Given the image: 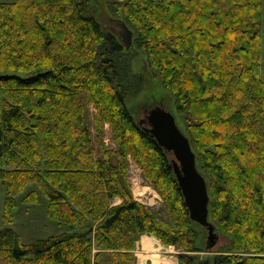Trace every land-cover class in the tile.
Wrapping results in <instances>:
<instances>
[{"label":"trees","instance_id":"1","mask_svg":"<svg viewBox=\"0 0 264 264\" xmlns=\"http://www.w3.org/2000/svg\"><path fill=\"white\" fill-rule=\"evenodd\" d=\"M89 1H0V262L137 264V242L150 233L182 250L178 264H196L186 252L198 250L202 226L190 216L173 155L128 105L143 77ZM113 4L172 96L205 172L210 219L227 239L211 264H264L263 0ZM86 103L97 111L96 134ZM107 123L115 149L102 139ZM130 158L165 199L172 226L134 196ZM31 183L48 197L51 217L80 230L23 243L10 224ZM39 200L36 189L22 198Z\"/></svg>","mask_w":264,"mask_h":264},{"label":"rangeland","instance_id":"2","mask_svg":"<svg viewBox=\"0 0 264 264\" xmlns=\"http://www.w3.org/2000/svg\"><path fill=\"white\" fill-rule=\"evenodd\" d=\"M0 1H13V0H0ZM115 0H90L89 1V12L94 14L97 19H99L102 26L116 35L121 39V35L118 32V26L115 25V21L120 20L125 22L124 12H122V8L120 6L113 4ZM112 3V4H111ZM120 12V13H119ZM127 23V22H126ZM128 24V23H127ZM132 28V27H131ZM133 30V40L132 45L130 47H126L128 53V58L132 57L133 62V70L135 73L141 75L143 77V81L139 86V90L135 92L128 100V105L132 109L133 113H135L138 122L142 117L145 116V109L148 107H154L157 105H162L172 111L176 117V120L183 130L185 129V125L183 120L176 108L175 102L170 96L169 91L163 86L158 76L150 69H147V57L144 54V50L140 47V42L137 40L136 31ZM125 45V43L122 41ZM126 58V57H125ZM262 68H261V76L264 80V0H263V18H262ZM122 58H120V61ZM86 112L89 118V123L91 125L93 133L96 134V126L94 115L96 108L93 105L86 103ZM144 128V124L140 123ZM103 134L102 139L105 141L106 146L111 149H115L117 147V143L114 138V133L112 127L107 123L103 126ZM129 179L132 182H135L140 187L145 185H150L155 191L156 189L152 186L149 181L144 180L142 176V170L140 167L130 158V166H129ZM204 172V171H203ZM205 173V172H204ZM37 190L39 202L36 203H25L22 201L24 194L29 193L31 190ZM157 192V191H156ZM154 194V191L150 193V195ZM159 198H157V203L152 206L155 213L158 217L166 222L170 223L171 214L167 208V204L165 199L157 192ZM7 197V190L4 183L0 184V226H4L3 221V213L4 206ZM18 204L14 209V221L10 224V226L19 234L23 243H31L36 241L37 239H46L52 235L61 234L69 231L80 230L78 226H72L66 222H60L57 219L50 216L48 207H49V199L45 195V193L35 184L31 183L27 186L26 190L20 194L17 198ZM119 201V198L116 200ZM146 204V203H144ZM148 205V204H146ZM150 206V205H148ZM203 227V226H202ZM197 227L195 226L198 232L197 238V246L198 250L196 251H187L186 253L195 254L198 256V262H202L206 258H210L212 263H214V259L216 255L224 248V244L227 242L226 238L219 233L218 242L211 247L210 249H206L205 242L208 238V230L205 227ZM150 241V240H149ZM155 245V244H154ZM145 247L153 250V253H158V250L161 246L157 247ZM163 250H170L171 254H176L175 252L182 251L179 248L174 247H163L159 252H163ZM139 254H142L141 264H151L150 259L144 260V255H147L145 252L139 251ZM163 254V253H162ZM1 264H7L6 258L3 257L1 259ZM153 264V263H152Z\"/></svg>","mask_w":264,"mask_h":264},{"label":"water","instance_id":"3","mask_svg":"<svg viewBox=\"0 0 264 264\" xmlns=\"http://www.w3.org/2000/svg\"><path fill=\"white\" fill-rule=\"evenodd\" d=\"M118 32L122 41L130 47L133 40V30L126 22L117 20ZM145 116L140 123L144 129L152 133L157 141L173 155V168L182 189L185 202L189 208L191 218L208 230L206 248L213 247L219 239L215 224L210 219V194L205 174L200 170L197 155L189 136L176 120L172 111L157 105L145 109ZM196 264H211L206 258Z\"/></svg>","mask_w":264,"mask_h":264},{"label":"crops","instance_id":"4","mask_svg":"<svg viewBox=\"0 0 264 264\" xmlns=\"http://www.w3.org/2000/svg\"><path fill=\"white\" fill-rule=\"evenodd\" d=\"M153 191H154V194L150 195V193H152ZM133 192H134L135 197L138 200L150 205L151 207L157 203V198H159V195L157 194V192L153 188H151L150 185H145V186L140 187L136 184V179H135V182H133ZM148 239L150 241L148 244L149 246L147 245V247L153 246L154 243H159L161 247L158 250V253L161 254L162 258L170 259L173 261L174 264H178L177 252H175L176 254H173V253L171 254L170 250H163L162 252L163 254L159 252L161 249H163V247H170V246L174 247V246L172 245L167 246L163 244L159 238H157L154 234H150V233H143L137 242V246H136L137 264H141V258L143 256L142 254H139V251L144 252V253L146 252L147 255H144V257L146 258H143V259L144 260L150 259V261L153 263L152 261L153 260L152 258L153 250H150L145 247V241H147ZM154 247H157L156 244L154 245ZM147 264H148V261H147Z\"/></svg>","mask_w":264,"mask_h":264},{"label":"bare ground","instance_id":"5","mask_svg":"<svg viewBox=\"0 0 264 264\" xmlns=\"http://www.w3.org/2000/svg\"><path fill=\"white\" fill-rule=\"evenodd\" d=\"M152 258L153 264H174L172 260L162 258L160 253H153Z\"/></svg>","mask_w":264,"mask_h":264}]
</instances>
